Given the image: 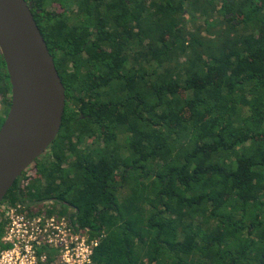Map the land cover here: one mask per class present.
<instances>
[{
    "label": "trees",
    "instance_id": "trees-1",
    "mask_svg": "<svg viewBox=\"0 0 264 264\" xmlns=\"http://www.w3.org/2000/svg\"><path fill=\"white\" fill-rule=\"evenodd\" d=\"M29 1L92 264H264V0Z\"/></svg>",
    "mask_w": 264,
    "mask_h": 264
},
{
    "label": "water",
    "instance_id": "water-1",
    "mask_svg": "<svg viewBox=\"0 0 264 264\" xmlns=\"http://www.w3.org/2000/svg\"><path fill=\"white\" fill-rule=\"evenodd\" d=\"M0 51L13 96L0 128V202L57 136L65 89L26 0H0Z\"/></svg>",
    "mask_w": 264,
    "mask_h": 264
},
{
    "label": "flooded vegetation",
    "instance_id": "flooded-vegetation-1",
    "mask_svg": "<svg viewBox=\"0 0 264 264\" xmlns=\"http://www.w3.org/2000/svg\"><path fill=\"white\" fill-rule=\"evenodd\" d=\"M35 1L37 5L34 7V11L40 18L41 8L38 4L41 0ZM48 2L49 4L44 9L55 11L51 0ZM12 96L13 88L9 71L0 51V128L10 110ZM54 161V158H49L36 163L32 162L16 178L0 202V211L7 212L9 209H14L17 215H21L24 220L30 221L34 225L42 228L47 225L49 235H51V230L54 231L57 222L64 220L65 223L74 226L72 221L75 220L74 208L62 196V191L57 189L60 180L44 172V168ZM70 161L67 159L62 166H66ZM75 223L77 224V222ZM80 230L81 232L86 231L84 228ZM43 248L49 254L55 255V248L50 243L43 244Z\"/></svg>",
    "mask_w": 264,
    "mask_h": 264
},
{
    "label": "built area",
    "instance_id": "built-area-1",
    "mask_svg": "<svg viewBox=\"0 0 264 264\" xmlns=\"http://www.w3.org/2000/svg\"><path fill=\"white\" fill-rule=\"evenodd\" d=\"M97 242L64 220L49 235L47 225H34L14 209L0 211V264H92ZM45 243L54 246L55 255L43 248Z\"/></svg>",
    "mask_w": 264,
    "mask_h": 264
},
{
    "label": "rangeland",
    "instance_id": "rangeland-1",
    "mask_svg": "<svg viewBox=\"0 0 264 264\" xmlns=\"http://www.w3.org/2000/svg\"><path fill=\"white\" fill-rule=\"evenodd\" d=\"M49 4V2H46L45 3V6H47ZM51 5H52V2H51ZM56 6V5H55ZM55 9L57 10H61L58 6H56L55 7ZM68 15H70V14H68ZM6 119V118H5ZM5 121V120H4ZM55 141V142H54ZM53 142H52V144H50L49 146H48V148L39 156V157H37L34 161H33V163H36V162H38V161H40V160H46V159H49V158H52V154H53V150L56 148V145H57V138L54 140Z\"/></svg>",
    "mask_w": 264,
    "mask_h": 264
}]
</instances>
